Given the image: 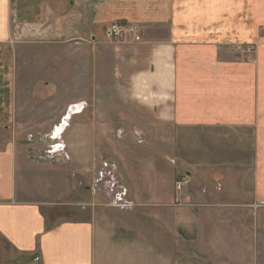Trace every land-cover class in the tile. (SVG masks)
<instances>
[{
	"label": "crops",
	"instance_id": "0c3cea01",
	"mask_svg": "<svg viewBox=\"0 0 264 264\" xmlns=\"http://www.w3.org/2000/svg\"><path fill=\"white\" fill-rule=\"evenodd\" d=\"M117 21L136 23L139 32L112 41L107 28ZM20 24L26 37L42 38L20 36ZM260 33L240 0H0V127L16 121L18 46H74L75 59L60 62L74 64L82 88L87 51L94 111L123 112L155 148L149 181L132 183L121 160L127 184L115 181L113 166L111 183L89 189L91 201L68 203L69 184L46 162L55 150L24 152L14 139L0 145V264H221L257 246L260 212L264 222ZM238 44L255 53L237 52ZM83 102L58 110L66 108V122L82 119L90 106ZM61 117L39 125L64 134ZM80 135L74 140L82 144ZM178 176L185 178L179 195Z\"/></svg>",
	"mask_w": 264,
	"mask_h": 264
},
{
	"label": "rangeland",
	"instance_id": "374dc122",
	"mask_svg": "<svg viewBox=\"0 0 264 264\" xmlns=\"http://www.w3.org/2000/svg\"><path fill=\"white\" fill-rule=\"evenodd\" d=\"M240 1L242 3V15L248 20L252 17L253 22L257 23L261 32L260 40L264 42V0ZM15 27L16 22L14 21L10 38H15ZM19 32L20 36L27 39L42 38L38 35L36 37L30 36L31 34L26 37L27 35L22 33L21 24ZM239 45L242 44L237 46ZM243 47L246 48L247 46L243 45ZM8 50L9 52L12 51L11 43L8 44ZM74 51V46L64 48L59 45L42 43L21 44L18 46V71L16 74L18 112L16 121L11 124L10 128L0 127V145L14 139L19 149L24 152L54 151L55 146L57 153H54L55 156L46 162L51 168L59 170L60 179L66 180L67 185L69 184L70 187H67H69V190L71 189V192L66 197V201L73 203L75 199H82L84 203H88L93 198L92 190L89 189L96 186L95 188L98 190L101 188L102 183L108 182L109 177L113 175L109 171L113 166L117 168L116 171L114 168V173L117 174L115 181L121 183V186L127 184V181L123 178L124 176L120 174L118 161H127V166H130L131 170L132 183L142 182V180L149 181L153 177L150 175V169L155 165V148L153 144L147 146V142L141 140L140 136L146 137L145 135H148V132L131 124L132 120L125 117L123 112H118L116 116H112L110 111H94L92 105L94 103V93L90 87V74L86 68V66L89 67L86 61L89 56L87 51H81L84 65L82 88L75 83L77 79H75L73 70L74 64L60 62L62 56L65 55L68 57V62L74 60ZM237 52L240 51L237 50ZM254 53L255 48L252 54ZM65 65H68L66 70H64ZM103 74L105 75L106 71ZM97 75V81L99 82L98 71ZM3 82H5V79H0L1 86L4 85ZM62 83L64 84L62 85ZM98 97L99 101H104L106 94L100 93ZM80 100L89 104V108L85 110L82 119L76 115L71 120L67 119L69 121L66 122L64 116L67 115V111L71 107V104L68 103ZM66 103L68 106L70 105L66 112V108L62 111L58 110ZM38 112H44V114ZM56 114H62L63 121L61 124L66 123L69 126L64 134V130H62L52 137V133L57 130V126L39 124L50 121ZM95 117L96 121L92 120ZM145 117L150 120L153 119L147 114L144 115ZM61 124L58 125L61 126ZM76 130L82 136V144L76 143L74 140ZM141 142H144L143 145H141ZM59 144L62 145H60V148L57 147ZM76 152L83 153L84 158L79 161L76 160ZM123 155L125 158H122ZM184 184L180 194L183 192ZM257 227V246L251 248L248 253L241 250L242 258L240 261L233 260L234 257L231 256H223L220 262L217 256V262L219 261L221 264H264V222L262 212H260Z\"/></svg>",
	"mask_w": 264,
	"mask_h": 264
},
{
	"label": "built area",
	"instance_id": "2783aa9c",
	"mask_svg": "<svg viewBox=\"0 0 264 264\" xmlns=\"http://www.w3.org/2000/svg\"><path fill=\"white\" fill-rule=\"evenodd\" d=\"M139 32V25L136 23H128L117 21L111 23L107 28V36L110 40L120 42V41H131L134 36ZM236 49L240 51V53L252 54L254 51L253 46H247L246 48L243 45L236 46ZM236 50V51H237ZM184 177L177 178L175 180V189L177 191V195L180 194L183 184ZM122 198L118 199V202H121Z\"/></svg>",
	"mask_w": 264,
	"mask_h": 264
},
{
	"label": "bare ground",
	"instance_id": "6f19581e",
	"mask_svg": "<svg viewBox=\"0 0 264 264\" xmlns=\"http://www.w3.org/2000/svg\"><path fill=\"white\" fill-rule=\"evenodd\" d=\"M69 111L71 112V111H73V106H71L70 107V109H69ZM67 116V115H66ZM71 117H69L68 119H70ZM64 119H65V116H64ZM69 121V120H68ZM55 131V130H54ZM54 133V132H53ZM53 133H52V137H54V135H53ZM58 148H59V146H57ZM56 149V147L54 146V150ZM109 182H107V183H111L112 182V178L110 179L109 178V180H108ZM111 181V182H110Z\"/></svg>",
	"mask_w": 264,
	"mask_h": 264
},
{
	"label": "water",
	"instance_id": "95a60500",
	"mask_svg": "<svg viewBox=\"0 0 264 264\" xmlns=\"http://www.w3.org/2000/svg\"><path fill=\"white\" fill-rule=\"evenodd\" d=\"M83 103L86 105V103H85V102H83ZM83 103H82V104H83ZM80 104H81V103H80ZM77 105H78V104H77ZM81 109H82V108H81Z\"/></svg>",
	"mask_w": 264,
	"mask_h": 264
}]
</instances>
